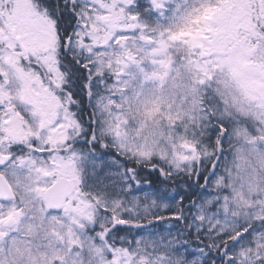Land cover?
<instances>
[{"label": "snow or ice", "instance_id": "1", "mask_svg": "<svg viewBox=\"0 0 264 264\" xmlns=\"http://www.w3.org/2000/svg\"><path fill=\"white\" fill-rule=\"evenodd\" d=\"M0 264H264V0H0Z\"/></svg>", "mask_w": 264, "mask_h": 264}]
</instances>
